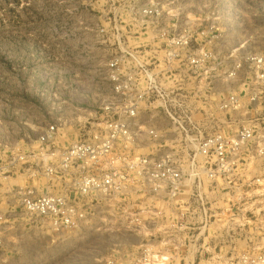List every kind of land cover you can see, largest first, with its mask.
<instances>
[{"label":"rangeland","instance_id":"1","mask_svg":"<svg viewBox=\"0 0 264 264\" xmlns=\"http://www.w3.org/2000/svg\"><path fill=\"white\" fill-rule=\"evenodd\" d=\"M140 64L196 128L185 140L153 103L144 118L169 132L137 135L130 148L177 158L178 196L142 197L136 169L126 199L38 177L33 194L63 191L72 222L7 231L0 264H264V0H0V164L39 155L51 120L65 146L91 139L88 115H109L101 101L113 96L111 76ZM218 138L225 161L210 151L204 164L198 143Z\"/></svg>","mask_w":264,"mask_h":264},{"label":"built area","instance_id":"2","mask_svg":"<svg viewBox=\"0 0 264 264\" xmlns=\"http://www.w3.org/2000/svg\"><path fill=\"white\" fill-rule=\"evenodd\" d=\"M172 43L174 39L167 45ZM115 65V62L109 64L110 67ZM124 75L125 79L117 74L111 76L109 92L113 96H106L101 101L102 110H107L109 115L99 122L97 111L89 113V124L96 126L91 129V139L74 141L65 146L56 139L59 123L51 120L45 123L36 137L40 146L39 155L34 149L15 154L11 161L0 164V247L4 245L7 231L17 230L21 233L22 227L28 225L26 221L40 231L48 232L58 231L60 227L68 228L72 222L69 196L63 191L33 194V183L38 181V177L43 176L50 182L58 180L64 185L71 181L81 195L85 191H93L98 197L126 199L132 194L131 173L132 169H136L135 190L142 197L153 194L171 199L178 196L183 186V169L178 159L165 152L136 157L132 156L130 148L133 137L137 135L163 138L169 132L162 125L158 127L144 118V110H151L153 103L160 106L162 124L171 122L175 126L174 132L183 135L185 140L193 143L191 135H195L193 132L196 128L188 115L181 117L176 114L175 99L169 97V93L161 88L144 65L140 64L136 70L131 69ZM247 136L248 133L241 131V138L231 142L237 145ZM198 148L204 157V164L209 161L210 151L219 158L218 163L225 161L227 143L223 139H201ZM120 160L122 165L118 166L117 161ZM188 162L191 171L196 165L192 158ZM73 164L76 172L70 171ZM201 168L203 171L206 169L203 165ZM11 176L16 177V182L12 184L8 180ZM19 177L23 178L22 181H29L28 189L21 187Z\"/></svg>","mask_w":264,"mask_h":264}]
</instances>
